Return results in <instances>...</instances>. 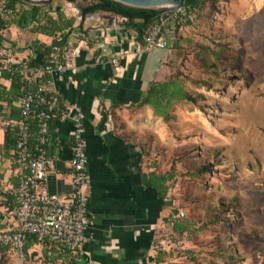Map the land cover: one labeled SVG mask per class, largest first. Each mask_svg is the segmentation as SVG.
I'll use <instances>...</instances> for the list:
<instances>
[{
    "label": "rangeland",
    "instance_id": "1",
    "mask_svg": "<svg viewBox=\"0 0 264 264\" xmlns=\"http://www.w3.org/2000/svg\"><path fill=\"white\" fill-rule=\"evenodd\" d=\"M186 11L196 18L171 24L154 79L196 103L173 101L165 120L149 108L115 116L143 167L172 175L171 211L185 213V230L170 240L159 231L155 252L162 264H264V0H206ZM34 257L25 264H44ZM0 264L14 262L0 251Z\"/></svg>",
    "mask_w": 264,
    "mask_h": 264
},
{
    "label": "crops",
    "instance_id": "2",
    "mask_svg": "<svg viewBox=\"0 0 264 264\" xmlns=\"http://www.w3.org/2000/svg\"><path fill=\"white\" fill-rule=\"evenodd\" d=\"M4 1L0 0V47L12 52L20 71L26 66L41 65L65 51L80 52L73 69L54 77L61 108H71L83 119L88 158L90 182L86 195L92 225L84 255L76 264H155L159 231L172 213L169 191L165 198L159 196L151 179L158 172L143 167L142 151L127 130L118 129L120 123L115 116L135 109L149 87L158 82L154 79L155 68L164 62L168 51L144 53L143 35L127 28L125 19L105 12L82 17L78 6V11L71 9L73 13H69L66 7L77 3L53 0L51 8L21 4L15 17L3 13ZM23 12L30 15L19 20ZM57 13L73 21L64 37L35 31L36 21L43 15L55 20ZM104 15L112 20L104 19ZM19 21L21 25L17 24ZM172 23L165 22L170 39ZM44 47L53 49L49 58ZM121 52L127 55L120 58L119 69L115 70L111 61L120 57ZM11 77V72L5 78L0 71V230L6 210L12 207L11 189L18 183L14 163L16 139L7 127L19 118L18 103L7 95ZM49 129L45 151L52 166L46 186L51 194L67 195L73 190L69 166L72 124L54 118ZM32 256L41 257L44 264H70L65 255L47 256L34 242L28 248V257Z\"/></svg>",
    "mask_w": 264,
    "mask_h": 264
},
{
    "label": "built area",
    "instance_id": "3",
    "mask_svg": "<svg viewBox=\"0 0 264 264\" xmlns=\"http://www.w3.org/2000/svg\"><path fill=\"white\" fill-rule=\"evenodd\" d=\"M2 11L8 16L14 13L7 9ZM195 18L194 13L180 7L167 20L184 26L193 23ZM167 20L162 19L145 28L144 53L171 49L172 42L165 26ZM79 53L78 49L65 51L62 55L50 57L41 65L26 66L21 71L24 92L18 101L19 118L7 124L16 139L14 163L18 183L11 189L12 207L6 210L0 230V248L5 250L14 264H25L27 261L25 245L29 237L46 249L49 257L67 253L76 263L82 259L83 249L90 239L92 217L86 195L90 177L87 172L83 119L77 111L61 108L59 92L54 83V77L74 68ZM125 55L127 52H121L120 57L112 59L115 70L119 69V60ZM15 65L12 52L0 47V71H11ZM54 118L69 120L73 128L69 161L73 190L67 195L51 194L46 186L52 160L45 148L49 144V126ZM33 125L35 132L32 131ZM183 218L184 211L178 209L163 224L162 237L174 239V227ZM160 245L163 246L164 242H160Z\"/></svg>",
    "mask_w": 264,
    "mask_h": 264
},
{
    "label": "trees",
    "instance_id": "4",
    "mask_svg": "<svg viewBox=\"0 0 264 264\" xmlns=\"http://www.w3.org/2000/svg\"><path fill=\"white\" fill-rule=\"evenodd\" d=\"M69 3H77L81 9L82 17H85L87 14L95 13V12H105L114 16H119L125 19V26L127 28L138 30L141 35H143L144 30L147 26L152 25L156 22H160L162 20V13L159 12L156 8H136L131 6H126L124 4L116 3L111 0H65ZM83 2V5L80 3ZM206 0H184L183 8L185 10L195 9L203 6ZM29 5L25 2V0H5L3 4V9L12 10L13 16L16 17L20 10L15 11L19 5ZM47 8H51L49 5ZM22 15L18 18L22 19L24 15H30V12H23ZM18 25L20 24L17 23ZM37 27L35 29L36 32L47 35L54 36L59 34L61 37H64V33L66 30H69L73 27L72 20H66L63 18L61 13H57V19H52L48 17L46 14L42 16V18L36 21ZM143 37V36H142ZM43 51L46 56H50L53 49L52 47H44ZM49 60V59H48ZM47 60V61H48ZM46 61V62H47ZM11 71H1L3 77H8L9 73H12L11 77V87L7 95L11 96L15 103H18L19 98L24 92V84H23V76L21 71L17 66H13ZM2 94V93H0ZM182 101L185 100L192 104H195L196 101L186 93H183L182 90L176 88V85L172 82L168 81H158L153 83L146 95L143 97L141 102L136 106V108H151L156 117L165 120L168 117V108L171 106L173 101ZM19 111V109H18ZM18 120V119H17ZM35 126V125H33ZM33 132L35 130L32 129ZM16 146V141H15ZM172 175L165 174L162 172H158V175H151V179L153 180L154 185L159 193L161 198H165L168 191V182L171 179ZM178 209H174L171 213V216L177 213ZM183 220V219H182ZM185 230V227L177 224L174 227V231L177 233H182ZM36 243L33 237H29L26 245L25 252L28 257V248L32 245V243ZM45 254L48 256V251L46 249ZM0 251L3 253V256L9 258L5 254V250L0 248ZM65 255L70 264H76V262L72 259V257L67 253H59V255ZM164 253L158 252L155 257V264L163 263Z\"/></svg>",
    "mask_w": 264,
    "mask_h": 264
},
{
    "label": "water",
    "instance_id": "5",
    "mask_svg": "<svg viewBox=\"0 0 264 264\" xmlns=\"http://www.w3.org/2000/svg\"><path fill=\"white\" fill-rule=\"evenodd\" d=\"M53 0H43V1H33L26 0L34 6H44L49 5ZM116 3L124 4L126 6L136 7V8H156L162 13V19L165 21L168 19L169 15L179 9L184 0H111ZM104 19L112 20L108 15L103 16Z\"/></svg>",
    "mask_w": 264,
    "mask_h": 264
}]
</instances>
